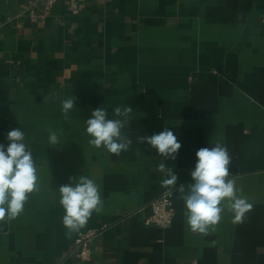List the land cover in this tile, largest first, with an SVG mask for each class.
I'll list each match as a JSON object with an SVG mask.
<instances>
[{
  "label": "crops",
  "instance_id": "0c3cea01",
  "mask_svg": "<svg viewBox=\"0 0 264 264\" xmlns=\"http://www.w3.org/2000/svg\"><path fill=\"white\" fill-rule=\"evenodd\" d=\"M263 17L264 0H57L47 12L37 0H0V143L24 132L39 184L19 216L0 222V264H264ZM74 97L65 118L62 102ZM118 106L132 107L123 130L132 145L116 155L89 143L86 121L97 108L115 119ZM165 129L181 143L175 160L138 141ZM217 143L253 207L234 222L223 201L204 234L161 182L173 170L187 191L196 152ZM82 175L103 206L69 235L58 189ZM166 190L172 225L147 224ZM88 228L100 233L83 262L70 248Z\"/></svg>",
  "mask_w": 264,
  "mask_h": 264
},
{
  "label": "clouds",
  "instance_id": "9594fccd",
  "mask_svg": "<svg viewBox=\"0 0 264 264\" xmlns=\"http://www.w3.org/2000/svg\"><path fill=\"white\" fill-rule=\"evenodd\" d=\"M76 106V98H67L62 102V113L65 118ZM115 119L107 118L105 108L92 111L91 118L86 121V133L91 137L89 143L96 148L104 147L108 152L119 155L132 145L130 137L124 134L129 125L132 107H115ZM7 146L0 143V222L6 217L14 219L19 216L29 195L39 191L37 169L31 151L24 142L25 134L20 128L7 133ZM141 143L147 142L156 152L167 159H176L181 143L170 129L152 135L138 137ZM49 143H58V133L49 130ZM196 163L190 175L193 183H181L177 187L178 176L168 170L169 178L161 182L162 187L175 186L180 199L184 202L185 215L190 229L194 232L207 234L209 227L221 220L223 207L234 212V222H242L245 214L253 205L246 198L237 195L235 179L229 178L231 157L226 146L219 143L211 147H202L196 152ZM160 171L165 170L161 163ZM71 183L61 185L58 189L59 203L64 210L63 226L68 234L82 228L92 216L100 212L103 206L98 185L93 179L79 176L69 178ZM73 181H77L73 183Z\"/></svg>",
  "mask_w": 264,
  "mask_h": 264
},
{
  "label": "built area",
  "instance_id": "2783aa9c",
  "mask_svg": "<svg viewBox=\"0 0 264 264\" xmlns=\"http://www.w3.org/2000/svg\"><path fill=\"white\" fill-rule=\"evenodd\" d=\"M42 2L47 12L57 0H37ZM29 13L32 18H38L36 10L33 6L29 7ZM264 22V17H263ZM150 213L145 219L147 224H157L162 228H168L172 225L175 217V207L173 205V191L166 190L159 196L151 200ZM100 231L97 228H88L80 230L70 248V254L78 257L83 262H89L92 259V243L99 235Z\"/></svg>",
  "mask_w": 264,
  "mask_h": 264
}]
</instances>
